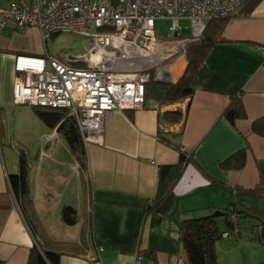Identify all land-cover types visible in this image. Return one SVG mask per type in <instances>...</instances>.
Instances as JSON below:
<instances>
[{
  "label": "crops",
  "instance_id": "obj_1",
  "mask_svg": "<svg viewBox=\"0 0 264 264\" xmlns=\"http://www.w3.org/2000/svg\"><path fill=\"white\" fill-rule=\"evenodd\" d=\"M245 10L241 6L230 15L226 41L206 54L192 77L189 98L159 104L146 97L141 108L114 110L105 121L102 144L85 145L83 166L72 154L68 163L42 158L27 164L29 197L43 241L40 236L34 241L8 176L19 171L18 156L9 157L15 150L14 127L25 126L27 115L36 117L33 107L13 103L14 56L41 55L45 48L37 28L0 32V264H27L40 240L60 252L58 264H124L137 250L149 251L144 264H185L181 220L232 203L255 218L261 233L264 134L251 124L264 118V0H257L249 14ZM177 60L183 65L171 64L173 82L186 66L185 56ZM233 97L241 100L245 117L230 123L223 113ZM175 109L183 112L178 122L163 117ZM45 127L49 148L52 135L60 133ZM180 147L191 159L162 199L147 209L157 193L160 167L178 164ZM238 151L242 166L224 169L221 162ZM255 187L257 193L248 190ZM231 236H221L229 262L257 249L247 235L240 236L242 242ZM259 245L256 256L262 258L264 245ZM225 260L221 256L219 262L228 264Z\"/></svg>",
  "mask_w": 264,
  "mask_h": 264
},
{
  "label": "built area",
  "instance_id": "obj_2",
  "mask_svg": "<svg viewBox=\"0 0 264 264\" xmlns=\"http://www.w3.org/2000/svg\"><path fill=\"white\" fill-rule=\"evenodd\" d=\"M246 1H0V32L37 28L44 48L48 36L60 32L89 38V46L74 55H50L45 49L41 55L14 56L13 103L64 109L75 119L85 145H101L111 112L141 108L148 80L169 78L170 65L184 56L190 39L200 37L205 22L231 15ZM160 18L170 21L164 38L155 35ZM184 19L192 25L189 37L180 35ZM143 262V252L137 250L124 264Z\"/></svg>",
  "mask_w": 264,
  "mask_h": 264
},
{
  "label": "trees",
  "instance_id": "obj_3",
  "mask_svg": "<svg viewBox=\"0 0 264 264\" xmlns=\"http://www.w3.org/2000/svg\"><path fill=\"white\" fill-rule=\"evenodd\" d=\"M256 2L257 0H247L244 2L241 5L246 7L244 14H249ZM229 17L230 15L206 21L200 37H195L188 43L191 44L185 51V58L188 63L182 77L180 79L178 78L179 80H177L176 83H159L165 81H157L151 78L145 86L144 99L150 97L159 104H173L185 98H189L193 93L191 86L192 77L206 54L213 45L226 41L223 36V30ZM187 45H185V47ZM33 112L46 126L52 129L55 128L57 132L63 136L69 145L71 154L78 160L79 164L83 166L85 159V144L81 139L75 119L68 115L64 109L33 107ZM223 114L230 123H234L236 119L245 117V111L241 100L237 97L231 98ZM182 116L183 112L181 109L163 113V117L172 123L178 122ZM251 128L253 131L264 134V118L255 119L251 124ZM160 138L165 141L162 136H160ZM190 159V152L180 147V159L178 164L160 167L157 193L154 200L146 206L147 209H150L162 199L180 175L184 163ZM243 159V154L238 151L228 158H225L221 162V165L224 169L231 166L240 168ZM18 163L19 171L15 174H10L8 176V182L16 202L21 209L22 215L35 239L42 234L38 232L36 225L38 220L35 215L32 200L29 197L27 164L22 156H19ZM257 189L258 188L255 187L248 190L252 193H257ZM259 189L264 191V185L259 186ZM222 212L223 215L221 217H223V222L226 226L225 229L220 227L218 222L219 217H214L211 214L183 218L181 220L179 225V238L186 258L185 264H221L218 262L216 254V243L218 239L222 236L223 232H226L228 235L239 236L241 231L240 224L244 225L248 223L250 219L246 212L244 213L243 210L237 209L233 203L223 208ZM261 230V233H257L256 236L251 239L257 240L264 245V226L261 227ZM40 241L31 247L27 264H58L60 252L47 248L42 242L43 238L42 241ZM141 252H143L145 262L146 258L149 256V251ZM259 264H264V262Z\"/></svg>",
  "mask_w": 264,
  "mask_h": 264
},
{
  "label": "rangeland",
  "instance_id": "obj_4",
  "mask_svg": "<svg viewBox=\"0 0 264 264\" xmlns=\"http://www.w3.org/2000/svg\"><path fill=\"white\" fill-rule=\"evenodd\" d=\"M180 35L189 37L192 35V25L189 20H180ZM170 21L166 18H160L155 20V35L160 38H164L167 35L170 34L169 30ZM39 41L38 38H35ZM41 42V43H40ZM42 41L40 38L39 44L42 46ZM46 51L50 55L55 54H63V55H74L75 53L82 52L86 47L89 46V38L83 37L81 35L71 33V32H60L54 35L48 36L46 42ZM177 64H180V61ZM183 65V64H182ZM165 80H168L167 78ZM16 105V104H15ZM17 105H23L24 104H17ZM30 107V106H27ZM31 108V107H30ZM26 125L20 126V127H14V138L13 142H15V150L10 152L9 157L14 158L17 160V156H22L23 159L26 161V164L30 165V163H34L35 159H49L53 158L57 160L58 162H69L72 158L71 153L69 151V147L67 146L65 140L60 136V134H53L51 137V144L50 147L45 146V142L48 140L46 139L47 136L44 135L47 131L46 125L40 121L37 116L35 117L32 115H27ZM19 140V142L17 140ZM41 141L43 144H41ZM49 143V142H47ZM41 145V146H40ZM220 219V227L222 229H225L226 226L223 222V217H219ZM258 225L255 218H250L248 223L242 225L240 224L241 233L239 236H231V240L233 241H241L240 239L247 235L248 239L250 241H255L257 249H249L248 251L246 246L244 245L243 249L246 251L245 254L241 255L238 262H229L228 255L226 254V247L222 248L221 244H226L224 241L225 239L223 237H220L216 243V254H217V260L221 259V256L223 259H227L225 261H228L232 264H259L264 262V257L260 258L258 255V249H260L259 241L252 240L251 238L256 236V226ZM241 236V238H240ZM224 239V240H223ZM242 242V241H241ZM261 244V243H260ZM259 245V246H258ZM264 247V246H262ZM262 250V248H261ZM241 251V248H240ZM219 257V259H218ZM222 264V262H219ZM228 263V264H229Z\"/></svg>",
  "mask_w": 264,
  "mask_h": 264
},
{
  "label": "water",
  "instance_id": "obj_5",
  "mask_svg": "<svg viewBox=\"0 0 264 264\" xmlns=\"http://www.w3.org/2000/svg\"><path fill=\"white\" fill-rule=\"evenodd\" d=\"M191 44H188L186 47H185V51H186V49L190 46ZM187 61H186V65H187ZM185 69H186V66H185V68L183 69V71H182V73H181V75H180V77H179V79L182 77V75L184 74V72H185ZM178 79V80H179ZM159 83H166V82H159ZM176 83V82H175ZM175 83H168V84H175ZM223 212L222 211H215V212H213L211 215L212 216H214V217H220V216H222L223 214H222Z\"/></svg>",
  "mask_w": 264,
  "mask_h": 264
},
{
  "label": "bare ground",
  "instance_id": "obj_6",
  "mask_svg": "<svg viewBox=\"0 0 264 264\" xmlns=\"http://www.w3.org/2000/svg\"><path fill=\"white\" fill-rule=\"evenodd\" d=\"M205 23H206V22H205ZM190 40H191V39H190ZM190 40H189V41H190ZM183 49H185V46L183 47ZM182 55H183V54H182ZM184 56H185V53H184ZM168 71H169L168 77H169V76H170V77L167 78L168 80H163V81H165V82H173L174 80H173V75H172V72H171V65H170ZM151 78H153V77H151ZM151 78H150V79H151ZM153 79H154V80H157V81H160V78H158V77H154ZM148 81H150V80H148ZM146 84H148V83H146ZM145 86H146V85H145ZM132 109H138V108H132ZM34 241H35V239H34Z\"/></svg>",
  "mask_w": 264,
  "mask_h": 264
},
{
  "label": "flooded vegetation",
  "instance_id": "obj_7",
  "mask_svg": "<svg viewBox=\"0 0 264 264\" xmlns=\"http://www.w3.org/2000/svg\"><path fill=\"white\" fill-rule=\"evenodd\" d=\"M37 243V242H36Z\"/></svg>",
  "mask_w": 264,
  "mask_h": 264
}]
</instances>
